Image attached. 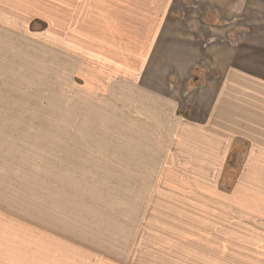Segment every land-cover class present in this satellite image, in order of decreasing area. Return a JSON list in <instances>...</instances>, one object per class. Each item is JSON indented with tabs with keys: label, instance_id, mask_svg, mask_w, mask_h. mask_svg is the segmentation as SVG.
Masks as SVG:
<instances>
[{
	"label": "crops",
	"instance_id": "0c3cea01",
	"mask_svg": "<svg viewBox=\"0 0 264 264\" xmlns=\"http://www.w3.org/2000/svg\"><path fill=\"white\" fill-rule=\"evenodd\" d=\"M54 31L70 46L50 48ZM47 51L59 74L114 100L118 155L106 158L150 180L134 209L157 212L147 240L165 244V264H264V0H0V81L28 89L0 87V162L59 147L40 115L60 112L31 106L28 70ZM21 196L27 230L0 236V264H79L77 237L48 236L46 207Z\"/></svg>",
	"mask_w": 264,
	"mask_h": 264
},
{
	"label": "rangeland",
	"instance_id": "374dc122",
	"mask_svg": "<svg viewBox=\"0 0 264 264\" xmlns=\"http://www.w3.org/2000/svg\"><path fill=\"white\" fill-rule=\"evenodd\" d=\"M45 26L50 29L52 25L48 21ZM47 36L52 49L55 39L63 47L70 46L69 34L54 31ZM48 51L44 59H32L28 70L31 106L60 112L54 116L40 115L41 128H48V136L56 133L59 147L45 148V158L36 151L26 156L32 159L29 162H0V236L23 234L27 230L23 210L16 207L22 204V196L15 198L17 191L23 189L28 206L40 202L46 207L48 236L77 237L79 264H165L166 260L160 258L165 255V250H161L165 244L147 240L150 233L159 232L158 220L150 217L157 212L134 209L135 190L145 188L150 180L141 173L135 180L134 173L125 170L128 167L117 156L106 158L108 153L118 155L115 145L120 138L121 120L111 113L117 107L114 100L110 96L104 98L108 93L96 91L87 79L74 82L69 73L59 74L54 55ZM3 82L0 81V87L28 90L27 84ZM24 103L27 104L26 99ZM30 114L25 115L28 122L35 117ZM11 116L4 114L2 118L12 121ZM48 122H56L55 130ZM50 150L55 154L58 150L56 161ZM238 153L228 163L224 184L229 186L234 181L231 165L238 169ZM120 182L125 185L121 187ZM28 211L32 223L38 220L35 211Z\"/></svg>",
	"mask_w": 264,
	"mask_h": 264
},
{
	"label": "trees",
	"instance_id": "16d2710c",
	"mask_svg": "<svg viewBox=\"0 0 264 264\" xmlns=\"http://www.w3.org/2000/svg\"><path fill=\"white\" fill-rule=\"evenodd\" d=\"M231 167H232L231 169H232V171H233V172H232V175H231V178L233 179V178L235 177L237 171H236L235 166H234L233 164L231 165Z\"/></svg>",
	"mask_w": 264,
	"mask_h": 264
}]
</instances>
